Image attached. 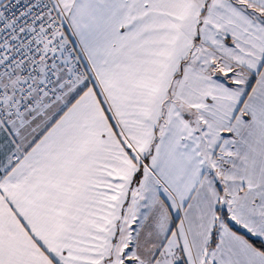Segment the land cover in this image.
<instances>
[{
	"label": "snow or ice",
	"instance_id": "1",
	"mask_svg": "<svg viewBox=\"0 0 264 264\" xmlns=\"http://www.w3.org/2000/svg\"><path fill=\"white\" fill-rule=\"evenodd\" d=\"M0 264H264V0H0Z\"/></svg>",
	"mask_w": 264,
	"mask_h": 264
}]
</instances>
